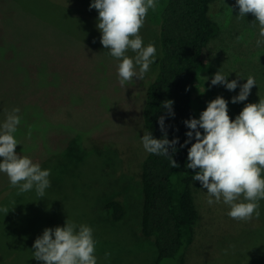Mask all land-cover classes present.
Instances as JSON below:
<instances>
[{
    "label": "rangeland",
    "instance_id": "1",
    "mask_svg": "<svg viewBox=\"0 0 264 264\" xmlns=\"http://www.w3.org/2000/svg\"><path fill=\"white\" fill-rule=\"evenodd\" d=\"M49 2L39 7L33 0H0V124L19 108L16 152L50 171L43 198L33 188L24 192L22 206L11 203L19 205H11L7 214L0 211V264H44L34 258L35 240L67 220L77 228H92L97 264H157L155 246L140 227L142 164L148 154L142 137L147 91L158 65L160 12L167 0H156L140 30L144 46L156 48L155 62L143 80L133 78L123 87L120 61L100 42L99 13L89 10L93 0ZM216 6L213 14L222 30L209 46L211 61L193 92L198 118L218 96L228 101L229 113L236 111L243 102L233 104L232 97L249 76L256 85L246 104L264 99V44L256 43L258 22L251 13L238 18L236 0H219ZM126 55L134 59L136 53L129 50ZM220 70L229 82L242 77L235 91L211 85ZM198 189L200 218L184 264H253L257 255L250 240L264 227V199L258 202V217L237 221L228 216L230 206L222 200L207 203L201 182ZM13 196H19L18 189L0 173V209ZM110 200L125 207L122 220L110 219ZM17 251L19 256L7 257ZM105 253H110L107 259Z\"/></svg>",
    "mask_w": 264,
    "mask_h": 264
},
{
    "label": "clouds",
    "instance_id": "2",
    "mask_svg": "<svg viewBox=\"0 0 264 264\" xmlns=\"http://www.w3.org/2000/svg\"><path fill=\"white\" fill-rule=\"evenodd\" d=\"M236 5L239 8L238 18L249 13L255 17L260 37L256 43L257 46L264 44V0H236ZM156 7V0H93L90 5V11L96 9L99 13L97 28L102 33L101 44L120 61L118 79L122 87L133 78L143 80L150 65L155 62L156 48L151 43L144 46L140 30L149 9L155 10ZM242 39V36L237 37L238 41ZM129 50L136 53L134 59L126 55ZM239 78L242 77L238 75L237 80L229 82L220 70L211 79V85H224L228 90L235 91ZM254 85L255 78L249 76L231 102L246 101ZM173 103L166 100L162 107L174 117ZM18 112L19 108L13 109L0 124V157L3 158L0 173L7 175L10 185L18 189V194L34 188L36 194L43 198L45 190L50 187V171L42 170L40 164L34 163L28 156L17 154L19 142L14 133L21 122ZM164 120L163 115L159 117L164 138L156 139L152 133H147L142 137V145L148 153L169 156L170 166L175 168L178 165L169 149L175 152L179 138H167ZM184 123L190 130L181 147L187 146L193 138L196 141L188 150L186 168L198 169L194 180L200 181L207 190V203L212 205L222 200L230 206L228 216L237 221L251 220L253 214L258 217V202L264 199V99L248 103L233 120L229 116L228 101L218 96L208 103L199 119L192 118ZM0 211L9 212L6 207ZM33 249L34 258L44 264H97L92 228L87 225L77 228L69 220L63 227L45 229L42 236L35 240ZM109 256L110 253H105L106 259Z\"/></svg>",
    "mask_w": 264,
    "mask_h": 264
},
{
    "label": "trees",
    "instance_id": "3",
    "mask_svg": "<svg viewBox=\"0 0 264 264\" xmlns=\"http://www.w3.org/2000/svg\"><path fill=\"white\" fill-rule=\"evenodd\" d=\"M33 1L39 7L45 1L50 3L49 0ZM218 2L167 0L160 12L158 65L156 76L147 91L143 111L144 129L145 134L152 133L156 139L164 138L159 124V117L163 115L167 138H179V143L175 146V152L169 149L177 167L170 166L169 156L151 153L147 154L142 164L143 208L140 227L142 235L155 246L157 264H184L186 250L196 237L195 229L200 218L196 199L200 182L194 180L198 169L186 168L188 150L196 141L193 138L187 146L181 145L188 139L186 133L190 130L184 121L199 119L192 105L193 92L202 77L200 75L211 61L209 46L222 30L213 14L218 10ZM166 100L174 102V117L162 107ZM246 103H240L229 116L235 120ZM200 131L203 132L202 129ZM24 196V193H20L11 197L6 205L8 211L11 205L22 206ZM106 208L112 221L124 218L125 207L121 202L110 200ZM251 238V251L257 255L252 256L253 264H264L259 258L264 259V227L252 234ZM19 252L7 257L19 256Z\"/></svg>",
    "mask_w": 264,
    "mask_h": 264
}]
</instances>
